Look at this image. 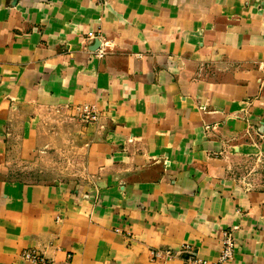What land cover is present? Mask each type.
<instances>
[{
  "label": "crops",
  "instance_id": "1",
  "mask_svg": "<svg viewBox=\"0 0 264 264\" xmlns=\"http://www.w3.org/2000/svg\"><path fill=\"white\" fill-rule=\"evenodd\" d=\"M224 229L264 264V0H0V264L215 260Z\"/></svg>",
  "mask_w": 264,
  "mask_h": 264
},
{
  "label": "built area",
  "instance_id": "2",
  "mask_svg": "<svg viewBox=\"0 0 264 264\" xmlns=\"http://www.w3.org/2000/svg\"><path fill=\"white\" fill-rule=\"evenodd\" d=\"M88 39H97L98 35L94 33L87 34ZM79 118L84 122H91L97 119V114L94 106L88 104H79L76 107ZM120 231L119 228L115 229ZM125 233L128 234L126 231ZM220 251L215 260H209L197 255L193 248L188 244H183L180 248L172 250L170 248L152 249L150 251L152 258H172L179 256L186 264H225L234 256V238L232 230L224 229L220 233ZM22 258L29 261L31 264H48V259L44 252L37 249H25L21 252Z\"/></svg>",
  "mask_w": 264,
  "mask_h": 264
},
{
  "label": "water",
  "instance_id": "3",
  "mask_svg": "<svg viewBox=\"0 0 264 264\" xmlns=\"http://www.w3.org/2000/svg\"><path fill=\"white\" fill-rule=\"evenodd\" d=\"M96 46H98V40L94 41V46L93 47L95 48Z\"/></svg>",
  "mask_w": 264,
  "mask_h": 264
},
{
  "label": "rangeland",
  "instance_id": "4",
  "mask_svg": "<svg viewBox=\"0 0 264 264\" xmlns=\"http://www.w3.org/2000/svg\"><path fill=\"white\" fill-rule=\"evenodd\" d=\"M63 158H65V157H64V156H62V159H63ZM44 160H47V159H44ZM39 161H40V162H42L43 160H41V159H40ZM46 162H48V160H47ZM46 164H47V163H46ZM50 164H51V162H50ZM48 168H50V169H51V167H48Z\"/></svg>",
  "mask_w": 264,
  "mask_h": 264
}]
</instances>
